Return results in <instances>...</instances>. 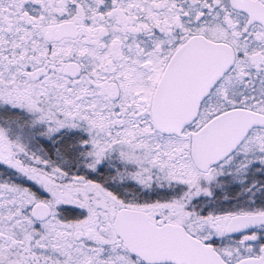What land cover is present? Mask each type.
Instances as JSON below:
<instances>
[{
    "label": "snow or ice",
    "instance_id": "snow-or-ice-1",
    "mask_svg": "<svg viewBox=\"0 0 264 264\" xmlns=\"http://www.w3.org/2000/svg\"><path fill=\"white\" fill-rule=\"evenodd\" d=\"M0 264H264V0H0Z\"/></svg>",
    "mask_w": 264,
    "mask_h": 264
}]
</instances>
